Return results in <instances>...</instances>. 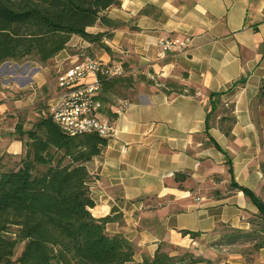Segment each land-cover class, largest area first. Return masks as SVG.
I'll use <instances>...</instances> for the list:
<instances>
[{"label": "crops", "instance_id": "obj_1", "mask_svg": "<svg viewBox=\"0 0 264 264\" xmlns=\"http://www.w3.org/2000/svg\"><path fill=\"white\" fill-rule=\"evenodd\" d=\"M118 1L106 14L121 26L104 42L110 55L99 52L97 59L124 60L194 94L168 95L162 85L144 79L129 95L107 107L102 102V115L112 121L115 134L86 164L92 178L90 213L95 219L114 218L105 232L132 243L136 262L152 258L160 247L175 256L167 249L189 247L194 233L196 251L214 264H246L240 253L225 259L228 254L206 245L220 238L234 246L251 237L258 209L230 187L231 178L264 200V106L250 107L264 82V0ZM183 37L190 39L185 53L156 59L160 39ZM74 39L82 41L70 42ZM29 80L39 86L43 73ZM8 95L0 89V172L6 170L5 156L20 158L24 152L15 123L7 120L8 106L22 100L15 96L11 102ZM122 101L126 105L117 114ZM231 113L234 122L226 136ZM250 264H264V249Z\"/></svg>", "mask_w": 264, "mask_h": 264}, {"label": "trees", "instance_id": "obj_2", "mask_svg": "<svg viewBox=\"0 0 264 264\" xmlns=\"http://www.w3.org/2000/svg\"><path fill=\"white\" fill-rule=\"evenodd\" d=\"M117 5L118 0H0V69L22 62L45 65L67 49L72 37L110 53L104 42L121 24L109 19L106 12ZM95 26L105 30L87 32ZM121 80L101 82L104 104L110 105V95ZM162 90L168 95L194 94L193 89L171 81ZM258 106H264V82L250 104L252 109ZM230 116L226 136L234 122L232 113ZM15 133L25 152L15 168L0 172V264H211L189 251L171 256L162 247L152 258L136 262L132 243L106 234L105 225L114 218L91 215L92 178L86 164L100 156L108 139L95 133L70 136L44 108L29 129L17 125ZM261 171L264 173V166ZM228 172L232 176L229 164ZM230 187L258 209L250 229L253 257L246 262L250 264L255 253L264 249V200L238 186L233 178Z\"/></svg>", "mask_w": 264, "mask_h": 264}, {"label": "rangeland", "instance_id": "obj_3", "mask_svg": "<svg viewBox=\"0 0 264 264\" xmlns=\"http://www.w3.org/2000/svg\"><path fill=\"white\" fill-rule=\"evenodd\" d=\"M99 27L100 26L93 27L94 32L91 33H97L96 30L99 29ZM101 29L105 30L104 28ZM82 44L83 41H80L79 39L72 40L68 44L65 51L66 55L63 53L62 55H59L53 60L47 62L45 65H39L34 62H22L23 64L21 63L20 65L6 64L0 69V89L5 90L10 95L6 96V99L11 101V97L16 96L22 100L17 107H15L16 105L9 104V115H13L7 116V120L9 119V125L10 123L14 122L15 126L21 125L24 130L29 129L31 127V124L39 117V110L43 108L48 109L49 106L54 105L58 101L59 95L61 94L58 89V78L62 74L70 70L77 62H79L83 58L87 57L97 59L99 52H105L104 50H101L97 46L91 44L88 49H85L83 48L84 46H82ZM157 53L158 47L156 56ZM111 59L119 60L115 57H111ZM121 61L124 66V75L120 78H116L122 80L116 83L114 87L116 92L114 95H112L113 98L110 97V101L112 100V102H114L116 99L122 98V95H129V88H134V86L138 85L141 80L145 79L146 81V79H149L153 82L159 83L160 85H162V87L166 82L158 78L157 75H152V78L150 76H146V73L141 68L131 67L130 65L126 64L124 60ZM110 62L113 63L118 61ZM41 72L43 73V82L39 84V86H37L36 83H32L29 79L32 78L35 74ZM167 81L174 82L172 80ZM29 97L30 99H28ZM25 101L27 104H24ZM105 106L107 107V104H105ZM24 152L22 155H20V158L5 156L2 159V163L6 166V170L15 168L20 159L24 156ZM226 232H228L226 228L219 229L218 235L220 236L222 233ZM233 244H228L225 239L222 241L219 238L218 241L216 240L208 242L206 248L210 247L213 251L222 252L223 255L228 254L227 256H223L225 259H227V257L231 254L235 253H240L244 259V262H247L250 258L253 257V252L251 251L252 244L249 241H246L243 238H239L234 246ZM167 250H173L176 255H179L183 251H189L194 255V257L209 261L205 258L207 257L205 253L199 254L198 251H196L197 248L195 249V247H192L191 245L185 248H168ZM218 259L220 260V258ZM211 264L214 263L211 262Z\"/></svg>", "mask_w": 264, "mask_h": 264}, {"label": "built area", "instance_id": "obj_4", "mask_svg": "<svg viewBox=\"0 0 264 264\" xmlns=\"http://www.w3.org/2000/svg\"><path fill=\"white\" fill-rule=\"evenodd\" d=\"M189 45L188 37L160 39L156 59H165L169 52L183 54ZM123 75L124 66L120 61L106 63L98 59L83 58L58 78V89L61 94L58 101L47 109L49 116L70 136L95 133L105 139L112 138L115 128L112 121L102 115L100 87L101 82ZM125 105L122 101L116 113H120ZM190 245L192 247L197 245L191 236Z\"/></svg>", "mask_w": 264, "mask_h": 264}]
</instances>
